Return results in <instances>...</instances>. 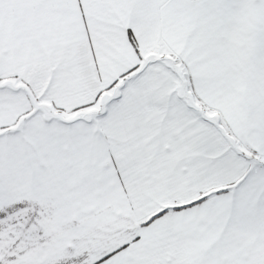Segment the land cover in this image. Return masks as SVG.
<instances>
[{
    "label": "snow or ice",
    "instance_id": "1",
    "mask_svg": "<svg viewBox=\"0 0 264 264\" xmlns=\"http://www.w3.org/2000/svg\"><path fill=\"white\" fill-rule=\"evenodd\" d=\"M0 264H264V0H0Z\"/></svg>",
    "mask_w": 264,
    "mask_h": 264
}]
</instances>
